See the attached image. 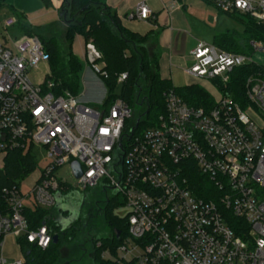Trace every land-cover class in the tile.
<instances>
[{"label":"built area","instance_id":"obj_1","mask_svg":"<svg viewBox=\"0 0 264 264\" xmlns=\"http://www.w3.org/2000/svg\"><path fill=\"white\" fill-rule=\"evenodd\" d=\"M53 1L59 12L66 0ZM203 1L221 14L246 17L264 28V0ZM153 18L144 2L127 16L139 22ZM18 25L16 16L2 22L6 32ZM4 40L0 43V156L41 146L51 163L28 195L21 187L3 191L0 264H25L23 257H5L8 238L24 239L41 251L53 243L46 225L30 230L25 201L32 199L31 207L53 210L57 196L62 199L71 190L106 191L121 198L128 210V235L116 255L105 251L103 260L264 264V66L254 60L264 54L263 41H249L245 54L198 42L184 71L188 77L216 85L214 106L191 107L170 90L164 94L165 112L155 126L134 136L126 127L133 112L121 98L97 109L68 92L54 94L50 82L32 84L29 74L49 63L38 35L24 33L18 41ZM84 60L100 79L106 77L102 56L92 42L85 46ZM240 70L250 71L244 79V109L228 91ZM127 80L128 74L120 75L118 86ZM253 116L260 117L263 126ZM74 162L82 170L79 179L71 169ZM64 167L75 179L71 187L58 177ZM195 172L212 186L206 197L190 180Z\"/></svg>","mask_w":264,"mask_h":264},{"label":"trees","instance_id":"obj_2","mask_svg":"<svg viewBox=\"0 0 264 264\" xmlns=\"http://www.w3.org/2000/svg\"><path fill=\"white\" fill-rule=\"evenodd\" d=\"M0 0V9L2 8ZM50 0H44L47 3ZM59 15L66 27V38L70 43L68 54H64L52 42L41 39L49 55L50 77L46 82L53 83L54 94L68 92L78 96L80 86L81 62L71 51L72 42L76 37L84 39V46L92 42L102 56L103 72L101 77L108 91V105L116 100L112 95L118 89V78L128 74L124 83L121 100L130 109L144 106L140 116L134 113L126 124L128 132L134 136L155 126L158 117L165 112L164 94L174 90L176 94L189 106L195 108L211 109L214 98L207 91L197 85L175 89L170 80L162 79L160 75V58L158 55L152 59L147 54V43L154 38L149 34L141 36L126 29L110 9L97 0H66L59 11ZM233 17V16H230ZM21 30L27 35L36 34L30 27L22 24L21 17L17 16ZM37 35V34H36ZM248 40L264 42V28L249 19L246 24ZM215 46L234 53H247L246 46L232 35L220 34L214 37ZM250 73L248 70L236 72L228 91L235 96L242 108L247 106L244 91V79ZM146 91L143 99L142 93ZM140 124L136 127V122ZM28 150H12L1 159L0 167V207L4 205V190L20 188L22 183L37 171L36 158ZM198 185L202 196L212 186L206 178L198 176L195 172L190 177ZM200 185V186H199ZM206 197V196H205ZM88 208L80 214L79 222L73 224L67 231L58 226L59 213L56 209L45 210L36 206L27 207L25 216L30 230H36L46 225L52 237L59 238L58 244L51 243L46 251L30 246L24 239L18 245L25 264H118L110 260H103L101 255L108 251L116 255L118 247L128 235L127 218H120L114 210L123 206L118 197L109 196L100 190H88L85 193L83 206ZM67 214H64V216ZM119 236V239H117ZM100 245V246H99ZM67 247L69 256L62 259L61 251ZM123 264H136L126 262Z\"/></svg>","mask_w":264,"mask_h":264},{"label":"rangeland","instance_id":"obj_3","mask_svg":"<svg viewBox=\"0 0 264 264\" xmlns=\"http://www.w3.org/2000/svg\"><path fill=\"white\" fill-rule=\"evenodd\" d=\"M98 1V0H97ZM99 2V1H98ZM100 4H103L99 2ZM187 7L188 16V28H191L192 32H188L186 29L184 39H180V45L172 52L173 60H176L177 64L169 65L168 52L165 53L164 65L160 64V75L162 78L170 80L172 86L175 89L184 88L190 85H197L200 88L207 91L215 100L218 98V93L215 90L216 85L204 80H196L188 77L184 71L189 67L186 62L188 60V47L192 40L198 42H204L208 45H213L214 36L220 34H230L244 46H248V37L246 36V24L249 22V18L246 17H230L224 14H220L214 7L208 5L203 0H188L185 3ZM19 16L21 17L22 24L27 27H32L43 40L52 42L54 46L61 49L64 54H68L70 43L66 38V27L61 20L59 12H57V5L55 1L51 0L47 3L44 0H3L2 8L0 11V43L5 40L18 41L21 39L24 32L21 30L20 25L7 32L2 28V22L6 17ZM150 37V35L148 34ZM151 38V37H150ZM153 38L147 43V54L151 59L156 56L155 45ZM71 51L73 55L81 62L82 70L80 72V86L78 91V97L81 98L83 104L97 109H105L108 105V89L103 82L94 74L90 68V72L94 74L95 81L99 85H95L86 89L83 86V75L87 69L85 63V46L84 39L82 37L75 38L72 42ZM254 60L260 62L264 66V54H257L254 56ZM104 67V64H100ZM50 65L49 63L41 64L37 70L32 71L29 74V79L33 85L39 86L44 84L46 79L50 77ZM53 84V83H52ZM146 91L142 93L141 99L144 98ZM221 94V92L219 93ZM135 117L141 115L144 111V106H136L131 109ZM253 119L257 121L259 126H263V122L260 117L253 116ZM146 131L144 128L140 130V133ZM31 154L36 158L37 171L27 178L21 185V192L24 196L30 193L32 182H34L40 173L51 163V160L47 157V151L41 146H34ZM0 156V167H1ZM60 179H66L69 186L75 184V179L70 176L69 168L64 167L58 174ZM85 198V194L82 192H74L71 190L65 193L61 202L66 207L72 208L78 215L82 211H86L88 206L82 205ZM119 202L122 199L119 198ZM32 199L26 200L25 205L31 207ZM83 206V207H82ZM128 213V210L124 207H120L114 210V214L120 218H123ZM132 245V244H130ZM133 246V245H132ZM5 257L9 259L22 258V254L18 245V241L13 238H8L5 248ZM137 254V252H136ZM62 259L66 260L69 256V250L67 247L61 251ZM1 256V253H0ZM111 261V260H110Z\"/></svg>","mask_w":264,"mask_h":264},{"label":"crops","instance_id":"obj_4","mask_svg":"<svg viewBox=\"0 0 264 264\" xmlns=\"http://www.w3.org/2000/svg\"><path fill=\"white\" fill-rule=\"evenodd\" d=\"M110 9L112 14H115L121 21L122 25L129 31L146 36L151 34L154 36L155 54L160 58L159 64L164 65L165 53L168 52L169 65L177 64L176 60L172 58V52L180 45L179 40L184 39L183 33L188 28L187 7L185 3L188 0H98ZM144 2L152 11L154 18L150 22L130 21L127 16L132 12L136 6ZM205 2V1H204ZM207 3V2H205ZM214 7L213 5L207 3ZM215 8V7H214ZM221 14V13H220ZM35 31V30H34ZM36 32V31H35ZM217 36V35H216ZM215 37V36H214ZM41 38V37H40ZM79 38V37H77ZM198 41L192 40L188 47V60L186 64H191L190 52L196 47ZM87 67V66H86ZM164 79V78H162ZM167 80V79H166ZM83 86L87 88L99 85L94 78V74L90 72L89 68L84 72ZM37 180V179H36ZM35 180V181H36ZM32 182V185L35 183ZM31 185V186H32Z\"/></svg>","mask_w":264,"mask_h":264},{"label":"water","instance_id":"obj_5","mask_svg":"<svg viewBox=\"0 0 264 264\" xmlns=\"http://www.w3.org/2000/svg\"><path fill=\"white\" fill-rule=\"evenodd\" d=\"M124 85L120 84L118 86V89L116 92L112 95L115 99H120L122 96V90ZM140 124L139 121L136 122V127H138ZM72 171L75 173V178L79 179L82 176V170L80 165L77 162L72 163L71 165ZM61 198L57 196V206L56 210L59 213V217L57 219L58 226L61 228L62 231H65L68 229L71 225L76 223L79 220V215L72 210V208L66 207L65 205H62ZM64 214H67V217H64ZM119 238V236H118ZM59 241V238L57 236H54L52 238V242L54 245H57Z\"/></svg>","mask_w":264,"mask_h":264},{"label":"flooded vegetation","instance_id":"obj_6","mask_svg":"<svg viewBox=\"0 0 264 264\" xmlns=\"http://www.w3.org/2000/svg\"><path fill=\"white\" fill-rule=\"evenodd\" d=\"M67 216H68V215H65L64 217H67ZM79 216H80V215H79ZM79 218H80V217H79ZM77 222H79V220H78ZM77 222H76V223H77ZM74 224H75V223H74ZM71 226H72V225H71ZM71 226H70V227H71ZM70 227H69V228H70ZM69 228H68V229H69ZM68 229H66L65 231H67Z\"/></svg>","mask_w":264,"mask_h":264}]
</instances>
